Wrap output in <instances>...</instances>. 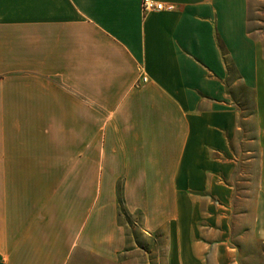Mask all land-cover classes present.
Segmentation results:
<instances>
[{
  "label": "crops",
  "instance_id": "crops-1",
  "mask_svg": "<svg viewBox=\"0 0 264 264\" xmlns=\"http://www.w3.org/2000/svg\"><path fill=\"white\" fill-rule=\"evenodd\" d=\"M144 1L0 0V264H138L128 217L148 235L175 224L182 264H206L204 222L224 264L240 257L235 65L259 184L240 225L264 244V59L251 70L224 0Z\"/></svg>",
  "mask_w": 264,
  "mask_h": 264
},
{
  "label": "rangeland",
  "instance_id": "rangeland-1",
  "mask_svg": "<svg viewBox=\"0 0 264 264\" xmlns=\"http://www.w3.org/2000/svg\"><path fill=\"white\" fill-rule=\"evenodd\" d=\"M221 10L232 12L233 16L229 20V27L243 35L246 42L249 43L248 50L245 49V57L251 65V70L258 61L256 57L264 59V0H224L220 4ZM238 43V39H236ZM223 48L224 44H222ZM227 47V46H226ZM248 51V53H247ZM257 62V63H256ZM240 71L235 65L230 70V85L228 90L234 104L242 112V118L247 119L241 121L242 131L235 137L234 151L236 153L251 152L250 155L241 157L240 162L236 166L234 185L236 186V195L234 198V207L236 213L235 219L239 222L233 241L230 245L237 246L240 249V257H234L229 264H263L264 255L260 257V252L264 251V244L254 239L251 232L253 226L252 218L245 221V227L240 221H243V213L247 210L248 201L254 202L256 191L258 189V162H245L247 157L255 159L257 157L256 147V105L254 90L240 79ZM250 199V200H248ZM204 210L209 214L212 212L208 209V204L216 202L206 196H202ZM132 225V235L136 239V247L140 255L138 264H182L179 252V231L175 224L168 226L165 233L145 234L134 224V220L127 218ZM250 229H249V228ZM204 235L202 243L206 246L205 262L206 264H224L222 252L226 250L227 245L223 244L218 229L210 227L204 222ZM250 230V240H243Z\"/></svg>",
  "mask_w": 264,
  "mask_h": 264
},
{
  "label": "built area",
  "instance_id": "built-area-1",
  "mask_svg": "<svg viewBox=\"0 0 264 264\" xmlns=\"http://www.w3.org/2000/svg\"><path fill=\"white\" fill-rule=\"evenodd\" d=\"M175 8L172 5H166L163 3H158L150 0H145L143 2V10L144 12H160V11H173ZM143 81H147L144 77Z\"/></svg>",
  "mask_w": 264,
  "mask_h": 264
}]
</instances>
